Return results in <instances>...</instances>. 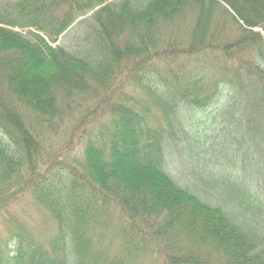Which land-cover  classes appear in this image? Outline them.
Returning <instances> with one entry per match:
<instances>
[{"label":"trees","instance_id":"obj_1","mask_svg":"<svg viewBox=\"0 0 264 264\" xmlns=\"http://www.w3.org/2000/svg\"><path fill=\"white\" fill-rule=\"evenodd\" d=\"M89 13L76 26H87V49L52 47ZM255 28L264 32V0H0V214L26 195L53 233L15 225L16 250H0V264H264V239L215 200L264 216V164L227 181L244 164L216 161L213 143L226 121L248 150L257 131L264 139ZM123 73L143 111L129 95L107 100ZM212 105L222 128L191 130L189 113ZM181 142L220 169L213 179H173L167 148Z\"/></svg>","mask_w":264,"mask_h":264},{"label":"rangeland","instance_id":"obj_2","mask_svg":"<svg viewBox=\"0 0 264 264\" xmlns=\"http://www.w3.org/2000/svg\"><path fill=\"white\" fill-rule=\"evenodd\" d=\"M80 21L76 22L65 33L59 43L60 46H63L66 50L75 54L87 49V46L84 43L87 33V26L81 25L76 27ZM23 34H26L25 31H23ZM125 79H129V77L126 73H123L121 79L117 83L119 88H122L123 86V91L115 94L114 96L108 97L107 100L110 99L111 102L125 104L123 103V95H129L134 99V104L136 103V105L132 108L137 111H143V102H145L146 99L143 98L142 91L129 87L130 84H124ZM216 109V105H212L203 111L198 110L189 113L188 119L191 121L189 122V125L192 126L187 124L188 127L193 130L195 126L197 131L200 127H203L205 131H208V135L213 132V129H215L217 125L221 126L222 128L221 122L218 123L220 120V113L216 114ZM150 117L161 121L155 113H153ZM234 118V122L236 123V115H234ZM224 124L225 128L222 129V131L217 132V138L213 141V143L217 144L216 146L219 148V151L217 152V158L215 160L217 161L219 159H225L226 162L230 164H236V158L234 156L237 154L239 162L243 163L244 166L238 168L239 170H227V173L224 177L227 181H239L243 179L249 181V177L253 173H259L260 168L264 164L263 135L257 131L255 134L257 140L255 142V146L253 147L254 149L248 150L245 148L246 143L242 142L241 135L244 132L239 128H232L227 121L224 122ZM69 142H72V136L70 133L63 137L61 141H59L58 146L61 149L63 148L64 144ZM70 145L71 144H69L68 151L66 152L67 156L72 155ZM237 145L239 146L238 153H236ZM167 154L169 155L167 170L180 186L187 184L191 186H198L196 183H198L200 180L213 179L215 174L220 171V169H217L216 167L209 166L207 164V160L204 162L201 158H198L195 152L189 150L184 142L178 143L176 145H170L167 148L166 155ZM55 155L53 159H55ZM57 159L59 158L57 157ZM55 163L56 160H53L51 162L52 166H54ZM259 179H264V174H260ZM219 180L224 179L219 178ZM261 197H264V195H261ZM215 200L217 202L223 200V204H230L232 208L230 210H232L234 213L232 218L235 219L239 224L244 225L247 231L254 233L257 239H264V216H256L250 212L239 209L238 207L232 205L230 203L231 201L225 197L215 198ZM5 208H7L6 211L0 214V250L10 251L11 256L14 254L16 248L9 240V233L12 229H14L15 225L29 229L33 237L36 239L46 241L50 239V236L53 234L51 232L52 222L50 218L44 212L39 210L36 205L34 206L30 202L28 196L24 195L19 197Z\"/></svg>","mask_w":264,"mask_h":264}]
</instances>
